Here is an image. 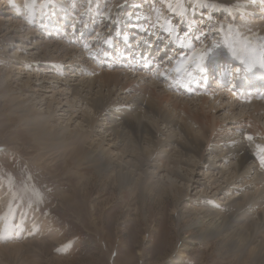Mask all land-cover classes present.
Returning <instances> with one entry per match:
<instances>
[{"label": "rangeland", "instance_id": "obj_1", "mask_svg": "<svg viewBox=\"0 0 264 264\" xmlns=\"http://www.w3.org/2000/svg\"><path fill=\"white\" fill-rule=\"evenodd\" d=\"M5 1L10 4L15 0ZM102 1L26 0L31 2L29 8L24 7L23 11L16 5L18 10L14 13L8 10L12 4L0 5V192L5 198L0 207V232L4 233L0 245L12 243L21 247L17 252L0 250V264H172L178 239L186 233L185 219L178 227L170 214L175 186L185 190L184 200L190 207L198 199L223 207L243 196L244 205H238V209L259 208L260 218H264V167L260 160L247 163L238 173L233 159L222 158L229 136L226 131L248 132L254 142L264 146V137L255 130L258 124L264 131V115L258 112L259 108H252L253 104L264 105V80L254 91L245 82H240L242 88L231 87L232 76L228 75L219 98L211 86L221 64L230 67L235 60H242L243 64L251 61L261 67L264 0ZM39 6L42 13L34 10ZM245 30H251L252 35ZM85 43L89 48L84 47ZM201 45L211 49L202 65L210 71L194 72L196 79L188 87L177 84L173 66ZM126 51L132 55L126 56ZM169 54L174 55L173 62L166 61ZM213 58L218 61H212V66ZM105 66L122 76L127 74L128 82L137 83L136 86L152 87L153 83L157 95H169L170 99L162 101V111L182 125L186 137H196L203 143L205 150L200 156L184 154L180 145H194L183 132L176 126L160 124L137 105L139 93L145 94L146 88H141L143 92L133 91V85L123 93L120 86L107 87L97 81L98 72L104 71ZM240 71L238 68L236 74ZM161 72L165 75L161 76ZM203 95L207 97L205 102ZM222 99L225 103H221ZM180 101L188 102V113L180 109L181 105L173 108ZM203 102L204 108L200 105ZM214 102L223 110L209 111ZM197 108L209 117V135L191 122L189 114ZM115 113L132 120L136 117L137 127L145 123L156 131L153 142L139 140V135L136 139L125 136L117 127ZM239 117H244V121L232 124ZM38 119H48L45 127L51 126L50 132H57L59 140L76 132L87 134L92 145L101 144L114 160H124L127 166L122 164L123 167L143 172L142 179H159L167 187L169 197L163 196L161 201L148 199L144 206L137 194L134 203L130 190L120 185L105 186L95 169L85 165L77 169L72 158L53 157L64 143L60 148L52 145L51 153L40 145L31 136L36 131L27 130L34 129L33 122ZM248 120L256 125L251 124V128ZM116 130L122 136L114 135ZM211 147L216 149L214 153ZM252 148L259 153V147ZM162 160L169 165H162ZM177 160L182 164L174 166L172 162ZM76 170L87 173L85 177L93 172L88 189ZM174 171L182 178L173 175ZM177 211L179 215L184 209L179 207ZM251 218L256 223L255 230H259V216ZM222 257L212 245L206 248L197 244L180 262L238 264L228 262V256Z\"/></svg>", "mask_w": 264, "mask_h": 264}, {"label": "bare ground", "instance_id": "obj_2", "mask_svg": "<svg viewBox=\"0 0 264 264\" xmlns=\"http://www.w3.org/2000/svg\"><path fill=\"white\" fill-rule=\"evenodd\" d=\"M1 1H3V2H1L0 5H3L6 2L7 3L5 5L9 4V1H5V0H1ZM103 1H105V0H103ZM238 2H240V1H238ZM30 3L31 2H26V0H24L23 3H21V0H15V1L10 2V4H12V5H11V7L8 8V10H10V12L14 13L18 10V8L16 7V5H18L20 10L24 11V7H26V5H27V7L29 8V6L31 5ZM118 4H120L119 1H118ZM235 7H237V6H235ZM109 9H108V11H109ZM263 9H264V6H263ZM34 10L36 13H42L43 12V10L41 9V6L35 8ZM28 11H29V9H28ZM110 11H112V10L110 9ZM256 11H258V10H256ZM247 17H248V15H247ZM1 18H3V17L0 15V19ZM253 18H256V17H253ZM256 19H253V20H256ZM62 24H64V23L61 22V25ZM125 25L127 26V24H125ZM245 31L247 34L252 35L251 30H245ZM257 33H258V31H257ZM119 43L120 42H117V44H119ZM117 48L119 49V47H117ZM141 48L148 49L144 46ZM252 48H253V46H252ZM126 52H127L125 54L126 56L132 55V52L130 54L128 51H126ZM149 53H151V51H149ZM73 54L77 55V53H73ZM156 54H157V52L155 53V56H156ZM64 55H67V53H65ZM79 55H80V53H79ZM73 57H76V56H73ZM173 59H174V55L172 57H170V54H169L166 61L167 60L172 61ZM214 60H217V59L213 58L211 60L212 66L214 64V62H212V61H214ZM134 61H136V60H134ZM228 61L231 63L233 60H228ZM244 62H248V61H244ZM176 63L174 66L172 65L173 63L171 65L173 67H175ZM168 64H170V63H168ZM171 65H169V66L171 67ZM247 65H249L250 67H248ZM247 65L243 64L242 60H235V62L232 63L230 68H228V66H224L223 69H225L226 75L225 74L223 75V79H224V76L226 77L228 75H231V76H233L232 80L229 81L231 87H237V86L241 85L240 82H245L248 86H250L249 89H253L255 91V88L259 87L261 85L262 80H264V68L258 67L259 65H256V63H253L251 61ZM244 66H246L247 68H244ZM204 67H205L204 70H206V72L208 73L210 71V70L208 71L209 68H207L206 66H204ZM221 67H222V64H221ZM232 68L241 69L239 77L236 75V71H234V69H232ZM109 69H110L109 67L105 66L104 71L100 70L96 76V80L103 83L104 86H107V87H109L111 85H113V87L114 86H120V89L125 90V91H123V93H124V92H127L128 90H130V88L133 85L134 86L137 85V83H134L131 81L128 82V80L130 78L128 77L127 74L122 76L121 73L119 74L115 71H112V70L110 71ZM170 70H169V72H170ZM140 74H143V73H140ZM217 75H218V73H217ZM218 76L213 77V80L215 82L213 83V85H211V86H214V95L217 98L220 97L219 95L224 93V89L226 87L224 83L220 86H217V84H220V81L217 79ZM234 77H236L235 80H234ZM173 79L175 80V78H173ZM166 80H167V78H166ZM168 81H171V80L169 79ZM234 81H235V83L233 84ZM150 84L152 87H148V86L144 87L142 85H138V86H136L137 88L134 87L135 89L134 88L132 89L133 91H141V92H143L141 90V88H146V90H147L145 92V94L139 93V94H141V97L139 99H137V105L144 108V110L148 114H151L152 115L151 117L156 118L160 124H164V125H166V127L176 126V128L179 129L181 132H183V135H185V137H186L188 134L186 132H184L182 125L178 121L172 119L171 115L162 111V109H161L162 101L163 102L167 101L168 99H170V96L165 95V94L164 95H160V94L157 95L154 84L153 83H150ZM201 86L203 88H208L203 84ZM263 86H264V84H263ZM241 88H242V85H241ZM217 90H219V92H217ZM230 91H232V89H230L229 92ZM76 93L77 92H75V94ZM195 93H197V91H195ZM146 95H147V99H143V97ZM205 98H207V97L204 96L201 99L203 100ZM203 101L205 102V100H203ZM260 101H261V98H260ZM204 102L200 104L202 106V108H204L203 107ZM222 102L225 103V101H223V99L221 100V103ZM216 104H219V103L214 102L212 105H210L209 111H210V109L216 110L217 108H218V110H223V106L219 107L220 105L216 106ZM173 105H174L173 108H176V109L177 108L179 109L178 105H181V107H182V108H180L181 110H183L185 113L189 112L187 110L188 109V102L186 103L184 101H180L179 104L174 103ZM202 108H197L196 110L192 111L191 114H189V117L191 119V122L194 123L195 125H197L204 135H207L208 133L210 134L209 127L206 125L207 122L209 121V117H208V115H206V116L202 115V113H203ZM252 108L253 109L259 108L260 110L258 112L261 114V116H262V114L264 115V105L256 106L255 104H253ZM119 114H116L117 115L116 119L119 120L117 127L121 129V132L125 136L136 139L139 135V140H145L146 143L147 142H153V138H155V132L156 131L154 132L145 123H141L140 126L137 127L135 125V121H136L135 118L136 117L132 120V119L126 118V116L123 117ZM243 118L244 117H239V119H237V120L234 119L232 121V124L238 123V122L239 123L243 122L244 121ZM47 121H48V119H45V120H39L38 119L37 122H33L32 127H34V129L29 127V129H27V130H28V132L29 131H36L34 133V135H31V136L34 139H36L38 142H40V145H43V147L44 146L48 147L47 148L48 151L50 150L52 145H57L58 148H60L59 145L64 143L63 145H61V148H60L62 150L61 152L59 151L60 149L59 150L56 149L59 152L55 151V149H54L55 154L58 153V155H54L53 157L58 156V158H66V157L68 159L72 158V163L75 164L77 162L76 163L77 165H75V167L77 169L83 165H85L86 168L90 169V167H91V168L95 169L97 172V175H98V179L101 182H103L105 186L112 184L113 186L119 187V185H120V188H122V189L124 188L125 190H130V196H131V199L133 201L136 199L137 194H139L141 197L140 202H143L144 206H146V202L148 199L161 201L163 199V196L169 197L167 187L163 186L160 183L159 179H156L155 181H148L147 178L142 179L143 178L142 174H144L143 172L139 171L138 168H133L131 166L130 167L133 168V170H131V168L129 169V167H123L122 164L127 166V163L124 160H122L121 158H117L118 161H117V159L114 160L112 158V155L109 152L104 151L103 146H100L101 144L98 146L92 145L91 142L87 141V139H88L87 134H84V133L79 134L78 132H76L75 135L70 137V138L66 137L65 140H59L57 138L59 135L57 132H54V135H53V133L50 132L51 126H49L47 124V126L45 127L44 123H49ZM228 122H230V121H228ZM259 122H260V120H259ZM238 124H236V125H238ZM251 124L256 125V122L248 120L247 125H249L252 128L253 126H251ZM236 125H234V126L237 127ZM249 126H247V128ZM255 130L264 137V131H263L262 127L260 128V126L258 124L256 125ZM121 132L116 130V133L113 131V134L117 135V137H120V136H122ZM229 133H231V132L226 131V133H225L226 135H229V136L226 138L227 142L224 145L225 146L224 150L226 151V153L222 156V158L224 160H227L228 158L233 159L234 162L237 163V172L239 173L245 167V165L247 163L254 161V160H260L258 153L252 148L254 146L258 147V146H260V144L254 142L252 139L251 140L247 139L246 137L249 135L248 132H247V134H245L244 131H241V132L236 133V134L235 133L229 134ZM189 135H190V133H189ZM251 135H253V134H251ZM254 136H255V133H254ZM205 137L207 138V141H209L210 138L207 136H205ZM186 138H188V137H186ZM188 139H189V143L191 145H194L193 148H187L185 146L180 145L179 147H181V151H183L184 154H186V153L191 154V157L200 156V153L202 152V150H205V148H203V146H204L203 143L196 137H190ZM53 140H54V142H53ZM55 140H56V142H55ZM174 143L176 145H178L177 142H174ZM247 143H249V144H247ZM36 144L38 145V143H36ZM85 144L88 145L86 149L84 147ZM33 147H35V146H33ZM53 147H55V146H53ZM98 148H100V149H98ZM211 149H212V147H211ZM212 150H213V153L216 151L215 148H213ZM44 152H45V150H44ZM125 152H127V151H125ZM52 153H54V152L52 151ZM40 156H41V154H40ZM182 156L183 155H181V157ZM222 158H221V160H223ZM43 160H41V161H43ZM55 160H57V159H55ZM52 162H54V160ZM52 162H49V163H52ZM36 163H37V161H36ZM45 163H46V161H45ZM160 163H162V165H169V164L163 162V160ZM172 163L175 166L178 164H182V161L177 160V161L172 162ZM10 164H12V163H10ZM183 165H184V163H183ZM204 166H207V165L204 164ZM39 167H41V166H39ZM118 168H120V171L117 170ZM207 169L208 168L203 169V171H206ZM137 171H138V173H136ZM75 174L80 175V177L83 176L82 180L83 179L85 180V186L87 188V185L89 184V181L91 179L90 176L93 175V172H91L88 177H85V175L87 173L80 172L78 170L75 171ZM173 175H175L176 177L182 178V176L177 171H174ZM78 180H80V179H78ZM237 183H238V181H237ZM79 184H82V182ZM89 185H91V184H89ZM28 186H29V184H28ZM29 187H28V190H30ZM30 188L32 189V186ZM83 189L85 191V187ZM34 192H32V193H34ZM234 192L236 194L237 191H234ZM185 194H186L185 190H181L175 186L173 196H172V199L174 201H173L172 211L170 214H172L174 216L173 223L176 224L178 227L180 226L181 219L182 218L185 219V221H186V233L183 236H180L178 239V246L175 247V249H174L175 253H173L176 256V259L173 260L172 264H181V262H180L181 259L186 258L188 256L189 251L194 249L197 244H203L206 248L212 245L214 250L216 251V253L222 254V256H223L222 258H224L226 256H228L230 258L228 260V262L232 261L233 263L236 262L238 264H264V233H263V231H264V218H260V212L258 211L259 208H252V209H248V210L247 209H241V208L238 209V205L242 206V207L244 205L243 201L245 198H243V196H241L237 201L235 200L232 203L224 205L223 207L218 206L216 204L212 205V202L208 201L207 199H198L195 201L193 200V205H192V207H190L189 204L185 203V200H184ZM239 196H240V194H239ZM4 202H5L4 192L1 190V192H0V207ZM134 203H136V202L134 201ZM179 207H181V209H184V211L179 212L180 214L178 215L177 210L179 209ZM0 211H1V209H0ZM248 211H249V213H247ZM251 216H255L257 218L259 216V219H260L259 230H255L256 223L253 221ZM11 244L8 246H5L3 244L2 246H4V247H2L0 245V250H2L4 252H7V251L8 252H11V251L17 252L21 248L20 245H11ZM140 254L142 256V254L144 255V252L142 251V252H140ZM13 255H15V254L13 253ZM170 255H171V253L168 256H170ZM189 258H190V256H189ZM6 264H7V262H6Z\"/></svg>", "mask_w": 264, "mask_h": 264}, {"label": "snow or ice", "instance_id": "obj_3", "mask_svg": "<svg viewBox=\"0 0 264 264\" xmlns=\"http://www.w3.org/2000/svg\"><path fill=\"white\" fill-rule=\"evenodd\" d=\"M97 35H99V33ZM180 42L183 43L182 40ZM84 47L89 48V45L85 43ZM209 51H211L210 48L201 45L198 48H194L190 55H187L186 57H181L177 62L175 68L172 69V71H174L177 74L176 83L181 84L183 87H188L189 83L194 82L196 79L194 72L204 70L202 66L203 60ZM260 66L264 68V61L261 62ZM160 75L164 76L165 74L161 72ZM246 138L249 140L252 139L250 135H248ZM258 147H259L258 155L260 159V164L261 167H264V146H258ZM3 238H4V233L0 232V239Z\"/></svg>", "mask_w": 264, "mask_h": 264}]
</instances>
